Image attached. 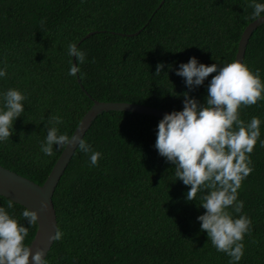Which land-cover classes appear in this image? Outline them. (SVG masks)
I'll list each match as a JSON object with an SVG mask.
<instances>
[{
	"label": "trees",
	"instance_id": "obj_1",
	"mask_svg": "<svg viewBox=\"0 0 264 264\" xmlns=\"http://www.w3.org/2000/svg\"><path fill=\"white\" fill-rule=\"evenodd\" d=\"M250 2L0 0V70L7 73L0 77V107L10 88L26 96L13 134L0 141V165L40 184L61 150L41 151L49 118L61 117L56 127L70 135L93 99L181 111L188 92L204 104L215 73L189 90L176 75L179 65L191 57L209 66L231 63L241 30L254 19ZM71 43L85 53L82 64L74 57L76 76L69 75ZM159 63L164 68L156 76ZM242 63L259 69L264 83V22L249 35ZM239 113L245 123L259 118L261 135L250 154L254 170L238 189L244 208L229 211L252 221L238 264H264V99ZM161 119L115 109L96 114L81 138L101 157L91 166L90 154L75 147L62 171L51 200L63 236L52 241L47 264H230L197 219L206 211L205 193L188 201L190 186L155 148ZM8 202L0 195V207L29 227L25 208L14 202L9 209ZM35 229L29 227L26 246Z\"/></svg>",
	"mask_w": 264,
	"mask_h": 264
},
{
	"label": "clouds",
	"instance_id": "obj_2",
	"mask_svg": "<svg viewBox=\"0 0 264 264\" xmlns=\"http://www.w3.org/2000/svg\"><path fill=\"white\" fill-rule=\"evenodd\" d=\"M249 7L253 9L254 19H264V3L251 0ZM68 55L81 64L85 60V53L75 43L69 44ZM163 68V63L157 64L155 75L159 76ZM79 72L80 68L71 63L69 75L76 76ZM213 73L204 104L185 92L183 110L166 113L159 121L155 148L167 162L175 165L177 179L190 186L186 194L188 201L195 200L198 192L205 193L201 196V206L206 211L197 217L201 230L207 233L217 251L231 257L230 264H238L244 255V236L251 233L252 221L246 215L234 218L229 209L241 213L244 208V202L238 200V189L254 170L250 167V154L261 135V120L252 117L245 123L239 110L241 106H251L264 99V83L259 69L253 73L239 59L224 66L215 63L209 66L191 57L187 63L179 65L176 75L184 79L189 90H193L203 85ZM6 74V70H0V77ZM25 99L26 96L14 88L3 93L0 141H7L13 134L14 121L24 112ZM48 122L52 126L41 144V151L46 156L54 155L53 146L58 149L74 146L90 154L91 166L98 165L101 153L94 151L83 138L59 133L56 125L63 123L61 117L51 116ZM260 146L264 147V140H260ZM13 204L9 200L7 207L13 208ZM47 208L48 202L42 200L40 210ZM22 217L29 227L34 226L39 212L26 207ZM29 227L0 207V264H30V258L31 264H47L42 249L33 253L24 243ZM62 236L56 228L50 240L59 241Z\"/></svg>",
	"mask_w": 264,
	"mask_h": 264
},
{
	"label": "water",
	"instance_id": "obj_3",
	"mask_svg": "<svg viewBox=\"0 0 264 264\" xmlns=\"http://www.w3.org/2000/svg\"><path fill=\"white\" fill-rule=\"evenodd\" d=\"M263 22L264 19H252L243 27L237 41L233 61L239 59L242 62L244 49L249 35L258 24ZM91 33L92 31L87 32L83 38ZM128 35H131V33ZM72 63L75 64L74 57H72ZM108 109L137 112L159 118H163L166 113L173 112L171 110L151 107L139 103L125 101H99L93 99L91 105L82 114L69 136L79 135L82 137L96 114L102 110ZM74 149V146H70L60 150L48 174L40 184L0 165V195L12 200L24 208L27 207L30 210H36L39 212V219L36 224L34 235L30 243L27 245L31 248L33 253L42 249L46 255L52 243L50 237L56 230V217L51 196ZM42 200L48 202L47 210H40V202Z\"/></svg>",
	"mask_w": 264,
	"mask_h": 264
}]
</instances>
